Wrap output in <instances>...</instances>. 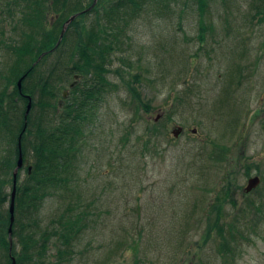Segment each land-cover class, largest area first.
Wrapping results in <instances>:
<instances>
[{
	"label": "rangeland",
	"instance_id": "374dc122",
	"mask_svg": "<svg viewBox=\"0 0 264 264\" xmlns=\"http://www.w3.org/2000/svg\"><path fill=\"white\" fill-rule=\"evenodd\" d=\"M208 1L205 15L210 26L204 43L199 39L197 0H170L164 7L156 1L133 18L131 11L123 15L125 20L113 17L125 31L124 42H116L108 57L110 85L93 111L87 141L80 143L72 176L76 181L45 200L39 216L45 228L64 210L77 212L75 207H80L87 210L86 227L67 259L57 256L53 240L46 264H264V212L251 205L264 208V19L259 13L264 0ZM31 2L0 0V92L7 87L11 92L17 85L8 77L17 61L13 49L32 32L24 21L32 15L27 8ZM45 3L48 26L56 17L74 16L69 7L60 15L51 8V0ZM104 14L78 19V30L71 29L66 44L39 70L67 61L76 39H86ZM101 20L103 27L108 24L106 18ZM126 20L127 24L121 22ZM117 24L109 23L114 34ZM118 70L126 71L127 81L140 76V83L132 82L139 100ZM37 76L27 82L29 87ZM83 79L62 76L56 82L63 88L59 99ZM40 98L38 90L32 104ZM16 106L15 127L28 109L21 100ZM40 110L38 105L32 109V130L42 121ZM42 122L47 128L46 120ZM177 127L183 132L175 137ZM32 140L27 139L30 163ZM15 149V143H4L0 135V161L13 158ZM24 163L21 182L27 173L25 158ZM257 176L261 184L246 194L249 180ZM226 192L221 212L212 209ZM218 213L228 230L224 238L229 227L244 233L237 236L240 251L225 256L219 252V243L226 240L217 228L209 230ZM0 264H6L3 249Z\"/></svg>",
	"mask_w": 264,
	"mask_h": 264
},
{
	"label": "trees",
	"instance_id": "16d2710c",
	"mask_svg": "<svg viewBox=\"0 0 264 264\" xmlns=\"http://www.w3.org/2000/svg\"><path fill=\"white\" fill-rule=\"evenodd\" d=\"M71 1L51 0V8L59 12L60 15H62V12L67 7L71 8V10H67L71 16L79 14L78 18L68 26L66 34L57 48L56 45L61 37L63 26L70 16L65 17V19L61 18V16L56 17L52 25L48 26V24L44 23L45 15L49 12L48 7H46V0H44V3H40L39 0H33L31 2L32 5H27V8L32 9L33 12L32 15L28 14L24 21L32 27V32L30 35H26L27 38H25L21 47L13 49V53H15L14 50H17L15 53L17 61L14 67L11 68L8 77L9 83L13 84L22 80V91L16 85L15 89L11 92L8 90V87L0 92V135L4 138V143L10 144L12 141L16 145L15 156L13 158H9V156L3 157L0 161V249L5 251L6 264H12V257L17 260V264H46L47 259L44 257L49 250L51 251L53 240H55L53 243L55 247L59 248L57 256L64 260L70 255L68 253L72 251L74 242L78 237H81V233L86 227L84 225V218L88 215L84 214L87 210L84 211L80 207H75V209L79 210L77 212L64 210L60 214V218L55 220L54 225L45 228L42 227L39 216L45 200L51 198L53 195H57L65 188L69 189L73 182L75 183L76 181L72 176L74 170L76 171L75 163L79 156L80 143L81 141H87L88 136H86L85 131L89 129V124L94 120L93 115L95 114L93 111L98 107L100 99L107 92L110 85V81H108L110 59L108 57L114 50L116 42L120 45L124 42L123 36L125 31L117 24V21L113 20V17H122L123 19V15L126 17V15L130 14L129 11H131L133 18L136 16L133 14L143 10L149 3L157 1L158 5L164 7L170 0H119L113 6L110 5L111 0L108 2L107 0H99L98 4L91 11H87V9L93 5L94 0H88L90 2L87 5H84L82 1L76 0L73 3L74 5L70 7L68 4ZM108 4L110 5L109 7H107ZM208 4V0H197L201 15L199 19V39L201 43L205 42L206 35L209 32L210 25H207L205 15L209 7ZM102 11L105 13L104 16L101 15L98 18L100 21L96 20L95 23L98 29L93 27L87 31L86 39L82 37L76 39V44L72 47L71 55L67 61L61 63L59 60L54 66L48 68L47 71L39 70V67L51 53H56V51L66 44L67 39L71 36V29L75 28V32L78 30L76 28L78 19ZM259 13L263 15L264 19V10L259 11ZM102 18L109 20L108 24L106 23L104 27ZM121 22L127 24V20ZM109 23L111 25L117 24V34H114L110 30ZM107 41L108 43H106ZM39 58L41 60L38 61ZM21 64L25 65L26 68L22 69ZM59 67L63 68L60 70L63 74H60ZM241 71L242 69H239L237 73L240 81L243 78ZM118 72L126 87L139 100L140 96L132 85V82L140 83V76L136 75L132 78L133 81H127L124 78L126 71L118 70ZM64 75L67 78L79 76L80 78H84V82L83 84L78 83L75 87H71L59 99V91L63 88L60 84H56V82L62 80V76ZM36 76L37 82L34 86L29 87L27 82L36 78ZM38 90L41 95L37 103L41 109V114L39 115L42 121L46 120L45 124L48 125L47 128L42 121H39V124H35V130L31 129L33 125L31 114L32 109L37 106L35 104L31 105L29 117L26 119L25 113L27 109H25L21 115L22 119L20 118L16 127L13 126L12 121L14 117L12 116L16 112L18 100L24 102L28 108V96L31 95V98L34 99L35 92ZM65 93L68 94L67 97H65ZM26 122L28 127L25 126ZM20 136L22 138V155L25 158L27 173L22 182L20 178L22 169L17 177V194L15 197L16 220L12 226V238L14 240L11 252L9 240V228L11 226L10 209L6 208L5 205L11 203V195L14 189L13 172L19 158L18 143ZM29 136L33 137V140L29 143L33 150V160L31 163L27 159V139ZM6 152L7 154L10 153L7 150ZM216 157L218 160H221L219 156H215L214 154V158ZM30 169H32L31 173ZM8 188H11V191ZM227 196L228 192H226L223 198L218 197L219 204H213L212 209L221 212V202L226 200ZM251 205L257 211L264 212V208L261 206L257 207L255 203H251ZM209 217L211 216L209 215ZM216 219L209 225V230L213 231L217 228L218 235L224 238L228 230L220 224L223 217L219 214ZM260 219L262 220V217H259L257 221L259 222ZM228 229V238H224L226 241L219 243V252L223 256L227 253L240 251L241 238L239 239L237 236H243L244 234L240 230L233 231L231 227ZM18 246L21 249L20 251H18Z\"/></svg>",
	"mask_w": 264,
	"mask_h": 264
},
{
	"label": "water",
	"instance_id": "95a60500",
	"mask_svg": "<svg viewBox=\"0 0 264 264\" xmlns=\"http://www.w3.org/2000/svg\"><path fill=\"white\" fill-rule=\"evenodd\" d=\"M97 2H98V0H95L94 1V4L89 8V10H91L92 8H94L95 5L97 4ZM76 16L77 15H75V16H73V17H71V18H69L67 20V23L65 24V26H64V28H63V30L61 32L62 34H61V37H60V39L58 41L57 46L60 45V42H61L62 38L64 37V35L66 33L65 31H66L67 25L70 24V23H72L75 20ZM17 86H19V90L22 91V80H19L18 81ZM65 96H67V94ZM31 105H32V99H31V97H29L28 109H27V112L25 114L26 119H27L28 114H29V112H30V110L32 108ZM182 132H183V129L181 127H177L173 131V135L175 137H178L180 135V133H182ZM193 132L196 133L197 130L194 129ZM19 147H20V154H19V159H18V162H17V166L15 167L16 169L13 172V178H14L13 188L14 189H13V192H12V195H11V199L12 200H11V204H10V208H9L10 209V219H11V226L9 228L10 229L9 230V240H10V245H11L10 246L11 252H12V246H13V240H14L12 238V236H13L12 226L14 225V222L16 220L15 219V210H16L15 209V202H16V198L15 197H16V194H17V188H16L17 182H18V178L17 177H18L19 171L21 170V168H23L22 166L24 165V157L22 156L21 141L19 143ZM31 171H32V169H30V173H31ZM260 183H261V178L259 176L254 177V178H251L249 180V182H248V185H247V188L245 189V192L248 194V193L254 191L255 189H257V187H258V185ZM12 260H13L12 264H17V260H15L13 257H12Z\"/></svg>",
	"mask_w": 264,
	"mask_h": 264
}]
</instances>
